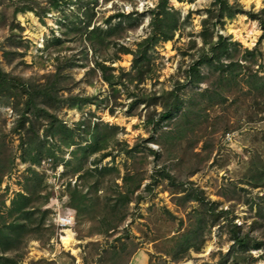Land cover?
I'll use <instances>...</instances> for the list:
<instances>
[{
    "label": "rangeland",
    "instance_id": "374dc122",
    "mask_svg": "<svg viewBox=\"0 0 264 264\" xmlns=\"http://www.w3.org/2000/svg\"><path fill=\"white\" fill-rule=\"evenodd\" d=\"M158 1L62 0L55 8L50 0H0V67L28 89L19 86L13 96L0 97V214L21 192L39 198L30 231L15 240L12 251L21 264H264V93L246 82L251 73L264 77V0H230L244 9L233 17H220L215 0H169V8L180 12L178 30L151 48L150 61L137 69L134 55L119 48L137 49L152 28ZM28 4L34 11L21 10ZM211 13L219 20L212 40L222 34L230 44L232 57L224 54L221 62L243 65L229 83L221 82L222 68L205 63L200 83L188 76L190 66L211 52L202 35ZM115 25L123 28L94 47L88 31ZM96 61L113 67L119 84L105 81ZM43 84L50 97L38 96L39 111L28 110L21 126V110ZM171 89L184 105L156 127L149 118L158 119L163 107L155 99ZM79 96L92 101L71 106ZM43 110L73 129L75 144L68 145L61 130H49L52 118ZM33 125L44 144L38 162L31 160L37 150L26 152ZM97 128L107 148L87 157L81 148H88ZM105 152L112 155L95 164ZM103 166L113 170L102 178L89 176ZM127 175L141 186L111 216L118 221L125 213L124 220L105 231L97 219L126 189ZM56 185L64 212L73 211L63 196L74 185L93 199L82 216L76 213L69 248L46 207ZM187 192L201 193L207 203L188 200ZM232 229L250 239L244 250ZM196 231L186 248L187 235ZM258 242L261 247H254Z\"/></svg>",
    "mask_w": 264,
    "mask_h": 264
},
{
    "label": "trees",
    "instance_id": "16d2710c",
    "mask_svg": "<svg viewBox=\"0 0 264 264\" xmlns=\"http://www.w3.org/2000/svg\"><path fill=\"white\" fill-rule=\"evenodd\" d=\"M51 5L53 7H58L60 1L62 0H50ZM169 0H159L158 4L155 6V8L152 10V16L150 24L152 26L149 34L137 44V49L134 51L129 50L126 46H120V51L123 53H132L134 55V67L135 68H141L146 61H150L149 57V50L153 48L158 42L164 40H171L175 34V32L178 30L179 23H178V17L180 15V12L173 7L168 6ZM216 6L220 8L219 16L222 17L223 14L228 15L229 17H233L238 12H243L244 9L241 7L239 3H231L230 0H215ZM33 10L34 6L24 5L21 7V10ZM38 13V12H37ZM115 16H124V14L119 13ZM127 17H132V14L126 15ZM253 18H256L254 14L250 15ZM111 18L108 20L110 22ZM219 21V20H217ZM217 21L214 20L213 13L208 15L206 18H204L203 22L205 24L204 30H203V39L206 43H210V51L209 53H204L193 65L190 66L188 69V76L193 80V82L200 83V80L202 79V74L200 71V65L202 64H209L213 65L214 68L223 69V75L221 78V82H231L232 80H235L237 75L239 74L240 67H243L242 63L239 62V60H231L229 63L221 62L222 55L228 54L229 57H232V54L229 53V47L230 44L228 43L227 39L222 35L219 34L218 40L213 41V32L211 31L212 27H214L217 24ZM262 28L264 29V19H260ZM89 26V25H88ZM87 26V27H88ZM86 27V29H87ZM123 28V27H122ZM121 27L118 28L117 25L110 26L106 30H103L99 26L93 27L88 31V39L91 41L93 46L95 47L96 44L103 45L106 44L107 40L118 34L119 30L122 29ZM88 30V29H87ZM264 38V32L262 34L261 40ZM57 42L61 41L60 37L55 38ZM247 53L250 55H255L256 50H246ZM97 67L101 70L103 74V78L105 81H107L111 86H115L119 84L121 81V76H116L111 70L114 68L111 66H108L104 62L96 61ZM140 70V69H139ZM225 71H228L227 74H224ZM247 84L252 85L253 88L258 89V92L263 94L264 92V77L258 76V73H251L248 75V78L246 80ZM19 86H22L24 90L28 91V89H25L27 87L26 82L23 81L21 78L12 75L11 73L5 71L0 67V97H10L13 96L15 89H17ZM263 90V91H262ZM44 96V97H50L51 95V89L47 85H41L36 86V91L32 93L30 97L29 103L26 104L25 112L24 110H21V116L23 119L20 122L21 126L25 125V119L27 120L26 113L28 110H33L36 113L39 111V108L36 104V98L38 96ZM160 100L159 104L162 105L163 110L160 112L159 118H149V122L154 123L156 127H159L160 124L164 120L171 119L177 111H179L183 105L184 101L182 100L181 96L177 93V89H171V90H165L162 93V96H157L155 101ZM90 102L92 101L91 97H75L74 100L70 103L71 106H77L80 105L81 102ZM67 101V100H66ZM44 113H47L51 120V128L49 130H52L53 133L58 132V130H61L62 133H65L67 135L66 138L69 139L67 142L68 145L75 144L73 142V129H70L66 126V124L59 121L56 116L49 114L46 110H43ZM57 121L59 123L57 124ZM81 124H79L80 126ZM31 130L34 131V137L31 139V141L28 143L30 146L26 148V152L30 154L33 150H37L36 154L31 159L32 162H38L40 158L39 155L42 154L44 150V144L40 140V137L38 133L35 131V126L33 125L31 127ZM97 132L93 134V141L88 145V148L82 146L81 151L83 155L89 157L93 153L106 149L107 148V139L104 137L101 133H99L98 128L96 129ZM72 140V142H71ZM27 145V143H26ZM28 149V150H27ZM50 153H52V150L50 148ZM112 154L109 152H105L102 154L100 158H96L94 161L95 164H97L99 161H101L103 158L111 156ZM94 172H98V175H93L90 172L88 174L90 177L96 176L99 178L105 177L106 174L113 170L110 166H103L102 169L99 168H93ZM37 173L36 171H34ZM86 173V172H85ZM82 174L81 177L83 178L84 175ZM165 177L169 178L173 181V177L169 174H164ZM102 180V179H100ZM99 180V181H100ZM124 184L123 186L126 188L120 190L115 194V199H113L112 205H106L105 204V211L103 214L98 217V222H102V225L106 228L105 231H110L113 228H116L119 224V222L124 220V216L120 218L118 221H115L113 218L111 219L112 214L115 215L118 209L122 206V204H129L133 199L132 195L140 188L141 184L139 182H135L132 175H127L125 178H123ZM1 182V179H0ZM76 183V182H75ZM100 183V182H97ZM84 184H82L83 186ZM117 186H120L116 182ZM99 186V185H98ZM149 187V185H148ZM98 190V189H97ZM201 193L197 192H187L185 198L188 200H196L200 204H206V198L200 195ZM70 202L69 205L73 207L77 211V215L80 217L86 211L89 206L92 204L93 199L87 194V192H84V189H80L79 186L74 185V188L70 191ZM47 197V196H46ZM39 198H34V195L31 194H25V193H19L17 196L12 200L11 207L7 210L6 215L0 214V264H21L20 256L16 255L15 253H12L13 250H15L16 245L15 240H18L25 234L30 231L29 226L35 221L34 215L38 211L37 206L33 205L35 200ZM109 210V211H108ZM203 216V215H202ZM8 218V221H7ZM42 221H44L42 219ZM41 223V222H40ZM43 223V222H42ZM195 235H198V232H193L190 235H187L188 241L186 242V248L191 245V237H196ZM232 239L235 241V243H238L241 245V250H244V247H246L250 241V239L245 237H240L239 233L235 231V229H232ZM190 240V241H189ZM262 244L259 242L254 244V247L260 248ZM240 257V256H239Z\"/></svg>",
    "mask_w": 264,
    "mask_h": 264
},
{
    "label": "built area",
    "instance_id": "2783aa9c",
    "mask_svg": "<svg viewBox=\"0 0 264 264\" xmlns=\"http://www.w3.org/2000/svg\"><path fill=\"white\" fill-rule=\"evenodd\" d=\"M50 160V158H49ZM42 162H46V159H44ZM60 185H56V194L55 196H52L50 199V202L48 204V207L52 208L53 213H52V223L57 226L58 230L60 231V237L63 235L64 231L66 229H72L73 226L76 223V213L75 211H67L64 212L62 210V205L60 204V199H59V190ZM63 199L66 201L69 200L68 194H65L63 196Z\"/></svg>",
    "mask_w": 264,
    "mask_h": 264
},
{
    "label": "bare ground",
    "instance_id": "6f19581e",
    "mask_svg": "<svg viewBox=\"0 0 264 264\" xmlns=\"http://www.w3.org/2000/svg\"><path fill=\"white\" fill-rule=\"evenodd\" d=\"M61 239H62L63 244L69 248L73 245V242L75 240V234L71 229H66ZM189 264H192V263H189Z\"/></svg>",
    "mask_w": 264,
    "mask_h": 264
},
{
    "label": "clouds",
    "instance_id": "9594fccd",
    "mask_svg": "<svg viewBox=\"0 0 264 264\" xmlns=\"http://www.w3.org/2000/svg\"><path fill=\"white\" fill-rule=\"evenodd\" d=\"M68 196H69V194H68ZM69 202H70V196H69V200L68 201H66V203L69 205ZM47 208H50V207H48V204H47V206H46ZM73 208V207H72ZM73 210L75 211V213H77V211L73 208ZM52 215V214H51ZM51 221H52V217H51ZM76 224V223H75ZM73 228H74V226H73ZM73 228L71 229V230H73ZM70 229V228H69ZM74 234H75V232H74ZM60 239H61V237H60Z\"/></svg>",
    "mask_w": 264,
    "mask_h": 264
},
{
    "label": "crops",
    "instance_id": "0c3cea01",
    "mask_svg": "<svg viewBox=\"0 0 264 264\" xmlns=\"http://www.w3.org/2000/svg\"><path fill=\"white\" fill-rule=\"evenodd\" d=\"M143 256H144V255L140 254V258L143 257ZM140 258H139V260H140ZM144 260H145V259H144Z\"/></svg>",
    "mask_w": 264,
    "mask_h": 264
}]
</instances>
